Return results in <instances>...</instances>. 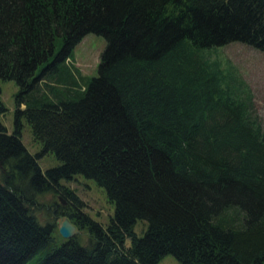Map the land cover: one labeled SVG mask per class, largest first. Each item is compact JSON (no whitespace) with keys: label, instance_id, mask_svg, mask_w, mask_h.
I'll use <instances>...</instances> for the list:
<instances>
[{"label":"trees","instance_id":"1","mask_svg":"<svg viewBox=\"0 0 264 264\" xmlns=\"http://www.w3.org/2000/svg\"><path fill=\"white\" fill-rule=\"evenodd\" d=\"M87 32L105 44L84 79L65 60ZM234 40L264 53V0H0V78L17 85L12 130L0 121V264H264V126L212 52ZM48 151L59 163L41 169ZM75 173L113 211L102 224L71 203L86 243L47 249L36 194L79 203L59 181Z\"/></svg>","mask_w":264,"mask_h":264},{"label":"rangeland","instance_id":"2","mask_svg":"<svg viewBox=\"0 0 264 264\" xmlns=\"http://www.w3.org/2000/svg\"><path fill=\"white\" fill-rule=\"evenodd\" d=\"M58 42L59 40L56 39L55 48L58 46ZM104 44L105 39L102 35L87 32L72 46L69 58L65 60V63L70 68L73 67L84 79H87L96 74L99 55ZM213 50L212 52L213 54L215 52V57L220 65L233 70L248 86L253 111L256 113L261 125L264 126V53L249 44L236 40L218 45ZM75 70L72 71L76 73ZM16 89L17 85L13 80L0 78V98L6 108L0 115V121L7 131H11L13 127V94ZM20 137L29 152L39 151L40 143L32 139L29 126L25 121H23L21 127ZM37 162L39 167L44 169L59 163V160L55 158L52 152L48 151L41 154L37 158ZM59 181L72 190L79 203L71 198H63L56 191L36 194V203L33 209L36 218L41 223L45 221L53 223L52 239L48 243L47 249L53 248L64 239L58 232L57 225L65 216L62 214L63 211L66 209L73 210L74 206L71 203L76 204L80 210L102 224L108 221V217L113 211V202L106 197L103 187L98 185L92 178L75 173L70 178H61ZM145 226V220L136 219L133 230L137 235H141ZM72 236L80 243H86L87 232L85 229L77 228ZM22 264H34V260H28ZM156 264H178V261L171 253H165L160 256Z\"/></svg>","mask_w":264,"mask_h":264},{"label":"water","instance_id":"3","mask_svg":"<svg viewBox=\"0 0 264 264\" xmlns=\"http://www.w3.org/2000/svg\"><path fill=\"white\" fill-rule=\"evenodd\" d=\"M57 230L60 235L64 238L71 237L76 231V226L68 219L67 216H64L57 225Z\"/></svg>","mask_w":264,"mask_h":264}]
</instances>
